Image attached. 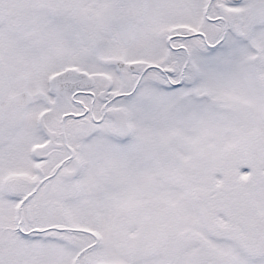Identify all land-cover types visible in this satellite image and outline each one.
Instances as JSON below:
<instances>
[{"label":"snow or ice","instance_id":"6c2138e0","mask_svg":"<svg viewBox=\"0 0 264 264\" xmlns=\"http://www.w3.org/2000/svg\"><path fill=\"white\" fill-rule=\"evenodd\" d=\"M0 264H264V0H0Z\"/></svg>","mask_w":264,"mask_h":264}]
</instances>
